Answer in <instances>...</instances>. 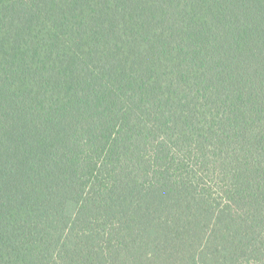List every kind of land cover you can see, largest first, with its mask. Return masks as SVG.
I'll return each instance as SVG.
<instances>
[{"label": "trees", "instance_id": "1", "mask_svg": "<svg viewBox=\"0 0 264 264\" xmlns=\"http://www.w3.org/2000/svg\"><path fill=\"white\" fill-rule=\"evenodd\" d=\"M0 264H264V0H0Z\"/></svg>", "mask_w": 264, "mask_h": 264}]
</instances>
